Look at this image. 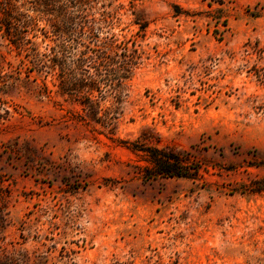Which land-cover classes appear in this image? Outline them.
Instances as JSON below:
<instances>
[{"label": "rangeland", "instance_id": "374dc122", "mask_svg": "<svg viewBox=\"0 0 264 264\" xmlns=\"http://www.w3.org/2000/svg\"><path fill=\"white\" fill-rule=\"evenodd\" d=\"M78 6L139 65L87 110L0 32V264H264V0Z\"/></svg>", "mask_w": 264, "mask_h": 264}, {"label": "trees", "instance_id": "16d2710c", "mask_svg": "<svg viewBox=\"0 0 264 264\" xmlns=\"http://www.w3.org/2000/svg\"><path fill=\"white\" fill-rule=\"evenodd\" d=\"M81 0H34L38 16L20 0H0L1 38L20 58L18 74L23 69L28 77L36 73L43 79L46 93H51L47 80L63 95L73 97L84 109L99 106L95 99L105 89L121 88L132 78L139 59L132 62V52L123 47L115 35L103 34L86 19ZM47 18L49 27H40ZM148 176L195 178L178 154L157 148L149 149Z\"/></svg>", "mask_w": 264, "mask_h": 264}]
</instances>
